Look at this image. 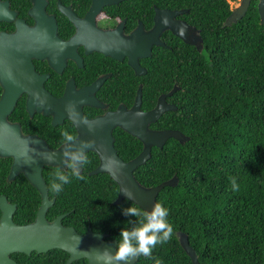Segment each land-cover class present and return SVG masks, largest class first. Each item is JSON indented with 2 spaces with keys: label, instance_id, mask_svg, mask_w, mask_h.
Returning <instances> with one entry per match:
<instances>
[{
  "label": "trees",
  "instance_id": "trees-1",
  "mask_svg": "<svg viewBox=\"0 0 264 264\" xmlns=\"http://www.w3.org/2000/svg\"><path fill=\"white\" fill-rule=\"evenodd\" d=\"M231 1L237 0H196L193 11L203 50L180 42L186 54L157 55L141 80L146 109L155 107L160 94L179 86L168 98L177 110L166 112L152 127L178 129L189 137L185 143L170 138L163 148L153 147L150 160L135 170L147 187L178 177L176 186L164 187L157 197L169 209L174 226L172 239L153 250L162 264H193L180 232L189 236L202 263L264 264V24L258 0H253L241 20L225 25ZM115 146L126 161L143 149L138 138L122 130ZM86 155L89 163L81 173L85 179L72 178L59 194L50 191L57 201L47 217L52 221L69 212L66 225L84 232L90 224L96 232L109 233L106 239L119 241L121 230L132 226L127 222L135 220L123 215V209L136 204L128 199L113 204L119 185L107 173L89 175L99 158L93 152ZM55 169H44L48 186ZM229 177L236 178L238 191L232 190ZM22 188L20 222H33L41 195L26 179ZM67 257L55 249L33 252L29 259L34 264H64ZM136 264L154 260L140 256Z\"/></svg>",
  "mask_w": 264,
  "mask_h": 264
},
{
  "label": "water",
  "instance_id": "water-1",
  "mask_svg": "<svg viewBox=\"0 0 264 264\" xmlns=\"http://www.w3.org/2000/svg\"><path fill=\"white\" fill-rule=\"evenodd\" d=\"M251 2L252 0H240L232 8L225 25L241 20L248 12ZM100 5L94 3L84 20H77L74 15L66 12L78 27L77 34L72 40L73 45H75L74 42L84 43L82 28L84 22L87 21L91 26L89 31L85 32L89 37L88 52L96 50L119 60L128 56L129 64L136 74H144L146 70L139 64V58L150 56L154 44H163L159 39V34L167 25L157 14L156 26L146 35L139 30L129 37L122 36L118 30L103 31L98 29L95 23L96 16L101 10ZM258 11L260 23L264 24V0L258 1ZM30 14L37 19V24L47 25V21L53 19L47 15L42 0L40 6L35 4ZM1 20L7 22L16 20V12L10 9L8 1L0 0ZM16 23L15 32L0 34V82L5 89L0 100V157L13 158L10 179L19 172L24 173L31 185L40 193L42 201L35 220L32 223L20 225L13 219L17 206L9 203L5 197L0 198L4 212L0 223V264H19L11 258L10 254L13 252L30 255L32 252L42 254L55 249L69 254L65 264H73L81 259H86L88 264H106L102 259V253L105 250L114 253L118 245L116 239L105 240L106 233H95L91 228L87 233L81 234L76 228L64 225L63 219L69 213L61 214L53 221L47 217L50 208L55 204V199L49 197V186L43 171L46 166L65 168L61 162L64 145L53 149L37 136L23 135L21 126L8 122L7 117L14 109L22 92H27L29 94L27 108L32 115L35 112H42L45 115L52 114L55 124L61 123L64 118L71 119L78 130L77 144L81 140L94 141L92 148L85 149L86 153L92 150L99 156L100 162L91 174L107 173L119 185V194L113 204H119L122 200L128 199L142 209L151 210L157 203L160 191L166 186H176L178 177L174 176L158 185L147 187L136 178L135 170L150 160L153 147L163 148L170 138H175L181 143L189 140V137L178 129L154 130L150 127V124L157 122L166 112L177 110V106L167 102V98L172 96L179 87L175 85L171 91L162 94L156 106L148 111L141 109L142 88L140 87L131 109L120 105L114 112H108L95 119H87L81 106L83 104L101 106L92 95V90L97 88L99 83L81 90H76L74 86L69 85L63 97L53 96L43 86L47 75H38L31 61L34 57L43 58L41 53L46 41L42 38L38 39L37 27H29L20 19H17ZM169 26L186 43H196L199 50L203 49L201 35L196 33V41H193L185 34V27L181 22L173 21L169 23ZM69 45L71 44L64 45L63 54H55L52 51L51 55H48V59L55 68L57 65L63 66L68 57L77 58L75 55L66 54ZM69 106H72L75 113L71 117L67 111ZM85 120L87 124L83 123ZM116 126L121 127L143 143L142 151L135 158L126 161L119 155L113 134ZM125 193L130 195L126 196ZM178 235L182 247L190 256L193 264H208L199 261L197 252L191 246L186 233L180 232ZM138 260L139 257L133 259L131 264H136Z\"/></svg>",
  "mask_w": 264,
  "mask_h": 264
},
{
  "label": "flooded vegetation",
  "instance_id": "flooded-vegetation-1",
  "mask_svg": "<svg viewBox=\"0 0 264 264\" xmlns=\"http://www.w3.org/2000/svg\"><path fill=\"white\" fill-rule=\"evenodd\" d=\"M1 1H8L10 9L16 12V20H23L29 27H37L39 32L38 39L42 38L43 41H46L41 53L43 58L34 57L31 58V61L34 71L38 75H47L43 82V86L48 92L56 98H60L65 95L69 85L74 86L76 90H81L91 88L95 85V83H99L97 88H92V95L97 99V101H99L101 106L86 104L81 106L82 112L87 119H95L108 112H114L118 110L120 105H125L127 109H131L136 101L140 87L142 88L141 109L143 111L150 110L145 108L144 83L141 81L143 77H146L149 73L147 63L150 62L152 58H155L160 54H164L165 56H181L186 54V51L181 49L183 45H180V42L190 45L193 48L197 47L196 43H186L183 39L177 36L173 32L171 26L168 27L169 23H172L173 21L181 22L185 27V34L193 41H196V33L202 36L201 30L196 26V12L193 11L194 6H196V0H120L118 2H114L113 0H42V4L47 15L53 17V19L47 21V25L44 23L37 24V19L30 14L32 9H34L35 4L36 6L41 5V0ZM94 3L101 4V10L96 16L95 23L97 28L103 31L118 30L121 32L122 36L129 37L134 32L139 30L143 32V35H146V33L153 30L156 26L157 14L162 18L164 24L167 25V27L162 29V32L159 34V39L163 44H154L152 46L150 56L139 58V64L146 70L144 74H136L133 67L129 64L128 56H125L123 60H119L106 56L102 52L96 50H90V52H88L87 45L89 44L87 43L89 42V37L86 36L85 32H88L91 26H89L87 21L84 22L82 28V31H84L83 41L86 44L83 42H74L75 45H73L72 40L77 34L78 27L74 20L71 19L66 12L74 15L77 20H84ZM16 20L12 22L1 20L0 34L2 32H15L17 29ZM68 43L71 45H69L66 49V54L75 55L77 58L68 57L64 61L63 66L57 65V68H55L48 59V55H51L52 51L55 54H63L64 45H67ZM133 84H135V87L132 86ZM175 85L178 86L177 84ZM4 92L5 89L3 84L0 82V100ZM162 94H160L159 97ZM28 97L29 94L27 92H22L14 109L7 117L8 122L16 123L21 126L23 135L37 136L44 140L53 149L59 148L63 145L61 143V131L63 129H68L72 134L78 136L76 126L69 118H64L61 123L55 124V118L52 114L45 115L42 112H35L32 115L27 108ZM168 98L167 102H169ZM153 124L154 123L150 124V127L154 130H159L157 128H153ZM119 130L128 133L121 127L116 126L113 130L115 143L116 134ZM92 152L97 154L92 150L88 151L86 154ZM12 163L13 158L0 157V198L5 197L9 203L17 206L13 215L14 222L20 225H26L32 222H20V205L18 200H20V196L23 194V181L24 179H28L22 172L17 173L10 179V173L13 166ZM97 166L98 165L91 168V170L88 171V174L96 175L91 174V172L96 169ZM84 171L85 167L83 166L81 173ZM49 197L51 199H55V202L57 201V197L55 195H50V190ZM3 213L2 205L0 203V223ZM64 219L63 224L66 225V221ZM89 228L93 230L90 224L84 232H80L77 228L76 230L81 234H85ZM94 232L100 233L96 231ZM106 234L108 237L109 233ZM105 240L110 239L105 238ZM31 255L32 254L28 255L21 252H13L10 254L11 258L19 264H34L32 263L33 261L29 259ZM50 257L54 258L55 255L51 254ZM53 260L55 262V259Z\"/></svg>",
  "mask_w": 264,
  "mask_h": 264
},
{
  "label": "clouds",
  "instance_id": "clouds-1",
  "mask_svg": "<svg viewBox=\"0 0 264 264\" xmlns=\"http://www.w3.org/2000/svg\"><path fill=\"white\" fill-rule=\"evenodd\" d=\"M67 111L70 117L75 114L72 106H69ZM83 123L87 124V121ZM61 136V143L64 145L61 162L65 168L55 169L52 183L49 186L50 191L55 194L62 192L64 186L72 182V178L85 179L81 174L83 166L89 163L85 149H90L94 145V141L91 140H81L77 144V136L68 129H63ZM229 180L232 190L238 191L239 185L236 178L229 177ZM125 195L130 194L125 193ZM123 215L135 217V220L127 222L132 225L131 228L121 230L116 251L112 253L105 250L102 253V259L106 264H121V262L131 264L133 259L144 256L153 259L154 264H162L159 258L153 257V250L158 245L168 243L174 235V226L168 219L169 209L159 202L155 203L151 210H145L133 204L123 209Z\"/></svg>",
  "mask_w": 264,
  "mask_h": 264
},
{
  "label": "rangeland",
  "instance_id": "rangeland-1",
  "mask_svg": "<svg viewBox=\"0 0 264 264\" xmlns=\"http://www.w3.org/2000/svg\"><path fill=\"white\" fill-rule=\"evenodd\" d=\"M240 0H237V1H231L230 4H231V8L235 7L238 3H239Z\"/></svg>",
  "mask_w": 264,
  "mask_h": 264
}]
</instances>
